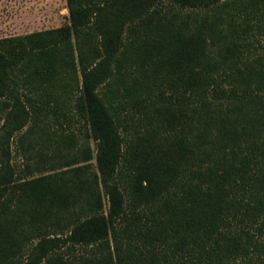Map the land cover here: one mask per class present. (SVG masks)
<instances>
[{
    "label": "trees",
    "instance_id": "1",
    "mask_svg": "<svg viewBox=\"0 0 264 264\" xmlns=\"http://www.w3.org/2000/svg\"><path fill=\"white\" fill-rule=\"evenodd\" d=\"M66 7L0 36V264H264V0Z\"/></svg>",
    "mask_w": 264,
    "mask_h": 264
},
{
    "label": "rangeland",
    "instance_id": "2",
    "mask_svg": "<svg viewBox=\"0 0 264 264\" xmlns=\"http://www.w3.org/2000/svg\"><path fill=\"white\" fill-rule=\"evenodd\" d=\"M68 22L66 0H0V36L22 34L32 30L56 27ZM0 118V135L3 134ZM84 129V127H83ZM15 145L14 142H11ZM93 165H96L94 141ZM14 163L21 162V156L12 152Z\"/></svg>",
    "mask_w": 264,
    "mask_h": 264
}]
</instances>
